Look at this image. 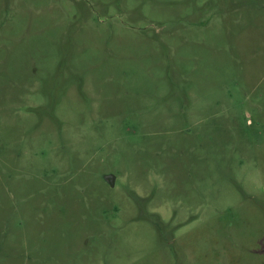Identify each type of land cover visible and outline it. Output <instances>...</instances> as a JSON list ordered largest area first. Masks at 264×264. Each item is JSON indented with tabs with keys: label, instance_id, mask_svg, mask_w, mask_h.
<instances>
[{
	"label": "rangeland",
	"instance_id": "1",
	"mask_svg": "<svg viewBox=\"0 0 264 264\" xmlns=\"http://www.w3.org/2000/svg\"><path fill=\"white\" fill-rule=\"evenodd\" d=\"M0 264H264V0H0Z\"/></svg>",
	"mask_w": 264,
	"mask_h": 264
},
{
	"label": "water",
	"instance_id": "2",
	"mask_svg": "<svg viewBox=\"0 0 264 264\" xmlns=\"http://www.w3.org/2000/svg\"><path fill=\"white\" fill-rule=\"evenodd\" d=\"M106 180L113 186L115 183V176L114 175H106L105 176Z\"/></svg>",
	"mask_w": 264,
	"mask_h": 264
}]
</instances>
